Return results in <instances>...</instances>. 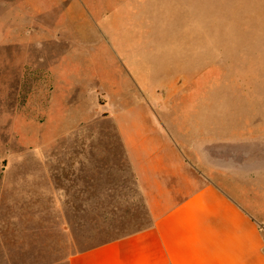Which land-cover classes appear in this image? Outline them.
Masks as SVG:
<instances>
[{
  "label": "rangeland",
  "instance_id": "1",
  "mask_svg": "<svg viewBox=\"0 0 264 264\" xmlns=\"http://www.w3.org/2000/svg\"><path fill=\"white\" fill-rule=\"evenodd\" d=\"M65 51L68 109L110 112L136 85L166 124H196L184 146L202 169L234 159L228 142L264 137V0H0V264H66L113 227L95 209L80 223V210L33 201V186L65 175L50 155L80 153L81 137H118L107 119L54 123L48 70Z\"/></svg>",
  "mask_w": 264,
  "mask_h": 264
},
{
  "label": "crops",
  "instance_id": "2",
  "mask_svg": "<svg viewBox=\"0 0 264 264\" xmlns=\"http://www.w3.org/2000/svg\"><path fill=\"white\" fill-rule=\"evenodd\" d=\"M71 55L61 53L48 70L54 123L107 119L118 137H81L80 153L50 155L56 166L65 160L63 180L33 186L42 194L33 201L80 210V223L95 209L98 224L113 226L102 243L70 253L66 264H264V137L228 142L240 151L234 159L202 169L184 146L195 145L196 124H166L151 103L138 100L136 85L120 91L110 112L68 109ZM106 141L121 151L106 152Z\"/></svg>",
  "mask_w": 264,
  "mask_h": 264
}]
</instances>
